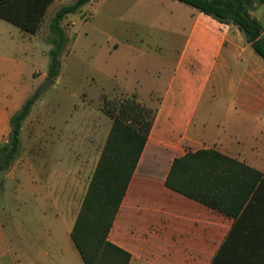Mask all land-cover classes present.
Listing matches in <instances>:
<instances>
[{"label":"rangeland","instance_id":"obj_1","mask_svg":"<svg viewBox=\"0 0 264 264\" xmlns=\"http://www.w3.org/2000/svg\"><path fill=\"white\" fill-rule=\"evenodd\" d=\"M75 2L56 0L32 42L0 20V111H19L45 84L53 47L50 19ZM190 11L177 0H91L64 18L68 47L62 73L37 96L7 169L14 174L0 185V225L7 240L0 255L13 250L21 257L18 264H85L65 228L77 218L113 125L105 101L136 96L149 119L155 118ZM253 16L264 24V5ZM7 143L8 137H0V162ZM37 237L50 255L34 254ZM26 242L34 248L30 255L21 254Z\"/></svg>","mask_w":264,"mask_h":264},{"label":"crops","instance_id":"obj_2","mask_svg":"<svg viewBox=\"0 0 264 264\" xmlns=\"http://www.w3.org/2000/svg\"><path fill=\"white\" fill-rule=\"evenodd\" d=\"M187 21V35L109 239L131 254L130 264H264V182L237 218L166 185L173 162L200 150H216L264 174L263 59L237 27L196 9ZM22 32L24 42L38 33ZM14 113L0 111V137H9ZM73 226L65 228L67 234ZM38 240L35 249L26 242L21 254L34 249L35 255H50ZM2 243L7 240L0 225ZM6 254L0 264H18L20 255Z\"/></svg>","mask_w":264,"mask_h":264},{"label":"trees","instance_id":"obj_3","mask_svg":"<svg viewBox=\"0 0 264 264\" xmlns=\"http://www.w3.org/2000/svg\"><path fill=\"white\" fill-rule=\"evenodd\" d=\"M55 0H0V18L36 34ZM225 25L237 27L264 61V24L253 12L264 0H177ZM91 0H76L60 7L49 23L48 78L61 74L68 36L62 26ZM38 97H30L10 119L8 143L1 151L0 167L7 170L21 147V130ZM113 125L71 230V240L85 264H130L131 254L112 243L110 232L126 196L151 132L153 120L136 96L121 102L105 101ZM264 174L210 149L176 159L168 175V188L237 218L254 196Z\"/></svg>","mask_w":264,"mask_h":264},{"label":"water","instance_id":"obj_4","mask_svg":"<svg viewBox=\"0 0 264 264\" xmlns=\"http://www.w3.org/2000/svg\"><path fill=\"white\" fill-rule=\"evenodd\" d=\"M54 84V80L48 78L45 82V84L39 89V91L37 92L36 96L41 95L45 90H47L51 85ZM8 175L7 170L3 169L0 167V185L3 184L4 179L6 178V176Z\"/></svg>","mask_w":264,"mask_h":264}]
</instances>
